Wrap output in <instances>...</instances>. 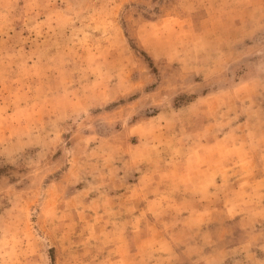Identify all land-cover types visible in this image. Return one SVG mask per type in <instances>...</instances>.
<instances>
[{
    "label": "rangeland",
    "instance_id": "obj_1",
    "mask_svg": "<svg viewBox=\"0 0 264 264\" xmlns=\"http://www.w3.org/2000/svg\"><path fill=\"white\" fill-rule=\"evenodd\" d=\"M0 264H264V0H0Z\"/></svg>",
    "mask_w": 264,
    "mask_h": 264
},
{
    "label": "crops",
    "instance_id": "obj_2",
    "mask_svg": "<svg viewBox=\"0 0 264 264\" xmlns=\"http://www.w3.org/2000/svg\"><path fill=\"white\" fill-rule=\"evenodd\" d=\"M198 152L201 154L203 151L199 150ZM179 169L181 168H177V170L168 177V179H170L168 183L137 182L136 184H132V187L135 192L138 191L139 198H144L142 203L143 207H141L140 210L144 211V215L147 216L145 220L152 223L154 230L158 228L157 225L155 226V221L159 220L158 218L161 217L160 220L163 222L167 220L165 214L164 216H161L162 214L158 216V214L161 213L160 211L155 213L156 209H158L156 206L168 205V203H170L171 207L179 213L173 217L171 213V217L176 221V224L172 228L174 230L173 235L176 237H183L182 239L185 240V242L182 243L183 245H189L190 247H195L202 251L205 250V223H208L205 221V189L202 191L203 195L191 191L195 190V187L205 188V163H201V166H188L185 170ZM212 175L213 179H215L214 173H212ZM142 192H145L144 196ZM169 194H173L170 199L171 202H163ZM149 206H151V208H149ZM211 231L212 230H210L209 233Z\"/></svg>",
    "mask_w": 264,
    "mask_h": 264
}]
</instances>
